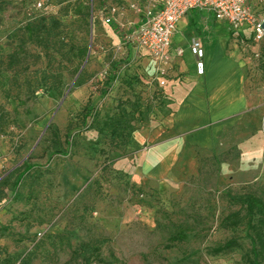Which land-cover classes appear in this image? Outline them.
<instances>
[{
	"label": "rangeland",
	"instance_id": "374dc122",
	"mask_svg": "<svg viewBox=\"0 0 264 264\" xmlns=\"http://www.w3.org/2000/svg\"><path fill=\"white\" fill-rule=\"evenodd\" d=\"M116 2L0 0V105L12 119L0 136V179L25 160L33 165L16 186L14 174L0 187V246L16 257L32 252L31 264H62L69 250L58 235L72 247L107 237L102 253L112 252L114 264H243L237 251L211 256L208 249L233 237L249 247L245 227L219 226L239 209L227 192L264 198V42L258 57L252 38L227 48L247 60L240 83L228 93L242 103L222 115L197 113L179 130L156 132L162 117L173 119L160 82L181 74L170 60L163 74L151 73L131 42L138 14L130 5L143 8L148 0L122 1L123 26L115 29L101 10ZM256 7L264 14V2ZM193 19L189 28L202 30L201 20ZM42 20L55 27L57 44L48 53L24 30ZM77 47L87 49L79 66ZM192 60L185 50L183 62ZM55 73L61 96L45 92ZM133 96L146 107L125 150L111 151L105 137L80 128L77 114L87 101L103 116ZM68 121V154L50 157L54 131L62 143ZM168 137L179 139L149 150ZM180 227L187 238L171 243Z\"/></svg>",
	"mask_w": 264,
	"mask_h": 264
},
{
	"label": "trees",
	"instance_id": "16d2710c",
	"mask_svg": "<svg viewBox=\"0 0 264 264\" xmlns=\"http://www.w3.org/2000/svg\"><path fill=\"white\" fill-rule=\"evenodd\" d=\"M116 1V4H110L108 7H104L103 5L104 8L101 10L103 16L110 7L119 8V5L124 0ZM107 26L115 29L118 28L115 24ZM54 28V26L48 25L42 20L37 23L26 24L24 30L26 31L29 42L36 43L44 52L48 53L50 50H54L57 44ZM71 48L73 50L74 46H71ZM76 50V58L78 59L79 66V63L85 58L87 49L85 47H77ZM55 52L57 53L58 51L55 50ZM76 71L80 72L79 69ZM50 78L51 83L45 89V92H53L55 95L61 96L63 91L61 89L59 75L55 73ZM113 78L114 76L112 75L105 81V88ZM76 83L79 85L80 81H76ZM144 107L146 105L139 96H133V98L127 97L126 99H119L117 101L112 114L101 116L98 110L90 105V101H87L85 106L78 112L77 118L80 122L81 129L92 130L98 135L105 137L109 150H125L134 143L133 133L138 129V125L142 121ZM11 122L10 113L0 105V136L10 127ZM72 129V121H68L62 143L59 141L58 133L54 131V141L51 147L52 152L49 155L50 157L54 155L65 156L68 154L67 146L72 139ZM138 150V147H135L132 152ZM32 166L28 160H25L21 166L12 169L5 177L0 179V187L6 186L14 174L15 179L13 185L16 186ZM226 197L230 203L238 205L239 209L223 217L219 226L223 229H236L240 226L245 227L249 247L244 249L242 244L233 237L209 248V255L217 256L237 251L241 253L243 264H264V198L250 192L242 194L227 192ZM241 210L244 211L243 215L241 214ZM57 238L69 250V258L62 264H114L118 261L112 252L109 253L108 257L103 256L102 247L109 242L107 237L82 241L75 247H72L65 236L58 235ZM186 238L184 229L180 227L171 234L170 241L171 243L181 242ZM31 256L32 252L29 251L22 257H16L8 253L4 247L0 246V264H31Z\"/></svg>",
	"mask_w": 264,
	"mask_h": 264
},
{
	"label": "crops",
	"instance_id": "0c3cea01",
	"mask_svg": "<svg viewBox=\"0 0 264 264\" xmlns=\"http://www.w3.org/2000/svg\"><path fill=\"white\" fill-rule=\"evenodd\" d=\"M201 20L202 30L193 32L189 28V24L193 18ZM208 23H215L216 28H207L203 21ZM211 21V22H210ZM222 32V33H221ZM227 33V34H226ZM238 40L229 42V37ZM197 36V37H194ZM252 38V30L247 26H242L238 37L232 36L231 30L226 24L216 21L210 14L199 11H190L185 16L180 18L175 24V30L170 40V45L167 49L169 60L177 64L176 73L181 76L174 80L165 82L162 94L170 102L168 104L173 119L162 117L161 125L156 132H164L169 129L179 130V126L188 125L190 117L196 116L197 113L206 114L210 111L213 114L222 115L226 108L236 106L242 103L238 98L235 101L228 93L232 87L240 83L241 76L244 72V64L247 63L246 58H238L234 51L227 52V48H234ZM192 39L201 41L203 49V74L197 73L196 58L190 49V42ZM186 46V48H185ZM258 43L253 47L254 52L258 53ZM141 50L144 55L145 65L148 70L153 72V64L150 61L146 51ZM187 50L192 56V61L183 62L184 51ZM169 115V116H170ZM210 138V136L208 137ZM179 138L168 137L160 140L155 145L151 146L149 150L154 147L162 148L169 145L172 146L175 140ZM176 150L181 149V146L173 145ZM209 146V145H207ZM148 150V151H149Z\"/></svg>",
	"mask_w": 264,
	"mask_h": 264
},
{
	"label": "built area",
	"instance_id": "2783aa9c",
	"mask_svg": "<svg viewBox=\"0 0 264 264\" xmlns=\"http://www.w3.org/2000/svg\"><path fill=\"white\" fill-rule=\"evenodd\" d=\"M264 0H148L143 8L131 3L138 20L131 33V42L146 51L153 64V72L163 74L162 66L169 61L167 49L176 22L188 12L196 10L210 14L216 21L226 24L232 36L238 37L242 26L252 30L256 43L264 42V14L256 7ZM106 25L121 28L120 8L110 7L103 16ZM190 49L196 58L197 73L203 74V49L199 40L192 39ZM258 57V53H255ZM165 81L160 84L164 85Z\"/></svg>",
	"mask_w": 264,
	"mask_h": 264
}]
</instances>
